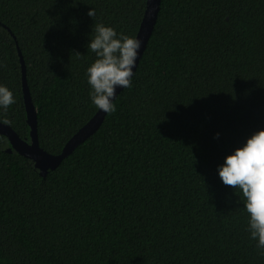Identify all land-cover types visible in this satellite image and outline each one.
<instances>
[{"label":"trees","instance_id":"trees-1","mask_svg":"<svg viewBox=\"0 0 264 264\" xmlns=\"http://www.w3.org/2000/svg\"><path fill=\"white\" fill-rule=\"evenodd\" d=\"M146 2L0 0V85L16 99L0 122L30 141L21 52L40 147L59 154L98 110L95 24L136 38ZM114 104L46 178L0 135V264H264L218 174L264 131V0H162Z\"/></svg>","mask_w":264,"mask_h":264},{"label":"clouds","instance_id":"clouds-1","mask_svg":"<svg viewBox=\"0 0 264 264\" xmlns=\"http://www.w3.org/2000/svg\"><path fill=\"white\" fill-rule=\"evenodd\" d=\"M94 18L93 9L88 12ZM141 41L120 34L112 27L95 24L88 49L97 59L87 69L90 98L100 111L114 114L116 89L132 87V69L138 58ZM75 55L81 56L79 53ZM0 62V68H3ZM16 99L6 86L0 85V109L5 113ZM3 115V113H0ZM3 124L11 121L3 119ZM218 174L225 186L239 189L244 198V208L249 215L248 231L250 238L257 240V248L264 250V131H257L247 139L244 146L236 149L225 158L218 168ZM264 255V252H261Z\"/></svg>","mask_w":264,"mask_h":264},{"label":"water","instance_id":"water-1","mask_svg":"<svg viewBox=\"0 0 264 264\" xmlns=\"http://www.w3.org/2000/svg\"><path fill=\"white\" fill-rule=\"evenodd\" d=\"M161 1L162 0H147L146 2V10L136 35V38L141 41V47L135 62V67L132 69L133 73H135L153 34L160 11ZM19 55L22 67L23 99L27 115V124L30 128V141L23 140L12 127L1 122L0 135L6 137L10 142V147L6 150L7 152L10 153L14 150L19 155L31 160L40 175L46 178L49 171L58 168L62 161L68 158L78 146L87 141L99 130L107 114L98 109L95 115L68 140L59 154L53 155L44 151L39 144L37 110L34 106L27 82L26 65L21 52H19ZM123 90V88L119 87L116 89V99ZM116 99H114L113 102Z\"/></svg>","mask_w":264,"mask_h":264}]
</instances>
